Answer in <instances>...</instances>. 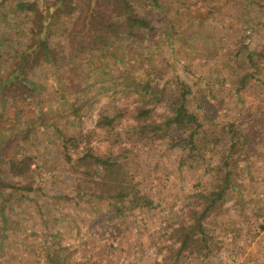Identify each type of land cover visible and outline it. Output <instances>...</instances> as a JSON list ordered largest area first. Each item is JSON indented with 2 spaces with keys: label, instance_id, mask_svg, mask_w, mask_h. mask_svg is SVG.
<instances>
[{
  "label": "rangeland",
  "instance_id": "1",
  "mask_svg": "<svg viewBox=\"0 0 264 264\" xmlns=\"http://www.w3.org/2000/svg\"><path fill=\"white\" fill-rule=\"evenodd\" d=\"M134 5L156 27L155 40L133 48L125 38L116 40L115 54L105 49V73H114V65L123 62L139 75L153 71L151 78L166 85L167 95L175 78L193 90L203 89L201 106H191L199 119L208 125L212 121V130L232 123L250 133L249 144L236 143L232 150L225 134L201 159L191 161L175 136L140 138L129 130L133 121L124 117L115 128L118 146H109L94 126L101 105L113 100L103 97L88 115L63 110L82 80L77 76L98 73L90 67L95 61L98 68L100 51H85L60 65L42 63L30 74L38 87L35 98L20 94L0 107V136L9 134L0 159V264H264V58L257 67L246 65L241 89L229 68L245 59L248 50H264V0H134ZM0 12V55L7 63L12 50L28 41L24 32L30 21L26 13L5 5ZM5 66L0 65L1 72ZM46 111L50 119L39 124L40 117H48ZM153 111L155 119L169 113L166 100ZM34 114L32 126L27 120ZM58 127L68 136L81 131L83 139L64 149ZM88 147L97 155L119 153L123 169L137 182V191L149 197L150 206L125 199L116 210L93 194L90 187L103 170L91 159L87 166L75 164ZM23 155L30 156V172L14 177L8 163ZM226 169V198L203 223L209 237L206 254L186 249L174 261L169 252L179 245L174 229L192 225L189 202L196 192L206 195L213 189ZM50 257H58L57 262Z\"/></svg>",
  "mask_w": 264,
  "mask_h": 264
},
{
  "label": "trees",
  "instance_id": "2",
  "mask_svg": "<svg viewBox=\"0 0 264 264\" xmlns=\"http://www.w3.org/2000/svg\"><path fill=\"white\" fill-rule=\"evenodd\" d=\"M3 5L7 10L26 13L30 26L28 32H24L28 41L12 50L7 63L2 62L5 59L0 55V65L7 64L5 69L0 71L2 98L0 107L5 106L3 104L6 98L14 100L20 94L26 98H35L38 87L36 81L30 79V74L38 65L42 63L60 65L66 59L94 50L100 51L101 57L98 68L96 66L94 68L95 61H91L90 70L97 69L98 73L90 77L87 76L88 71H86V75L77 76L82 80L72 89L70 94H73V98L65 99L66 107L63 110H68L76 116L81 112L88 115L87 111L103 97L113 100V104L107 101L101 105L94 126L101 133L102 140L107 141L109 146H118L120 137L115 128L118 121L124 117L133 121L129 130L140 138L175 136L176 144L186 150V158L191 161L201 159L207 149L224 139L225 134L229 136L227 142L232 150L236 149V143L249 144L248 131L237 130L232 123L220 124V129L212 130L214 125L212 121L208 125L199 119L196 109L191 106H201L203 89L197 87L193 90L189 83L175 78V87L167 95L166 85L157 83L151 78L153 71L145 69L144 73L139 75L135 73L134 66H127L123 62L114 65V73H105L106 61H103L105 49L110 50L108 53L115 54L113 51L116 49L114 47L116 40L127 39V46L130 48L135 45L138 47L144 40H155L156 27L148 19L136 13L134 0H0V8ZM1 16L2 12H0ZM57 32L60 38L54 41L55 38L52 37ZM2 43L3 41H0V47ZM60 48L63 51L61 54L58 53ZM122 54L119 59L123 57ZM263 58V49L248 50L245 59H238L236 65L229 67L234 71L233 77L240 89L247 82L246 73L243 72L246 65L257 67ZM61 97L65 98L64 95ZM164 100L168 103L169 113L155 119L154 106ZM41 112L43 109L38 104L35 113L40 116ZM46 113L48 117H40L39 124L50 119L49 113L47 111ZM35 116L34 114L27 120L32 126ZM32 126H28L27 130L23 131L22 138L26 137ZM57 132L64 149L67 148V144L77 147L78 142L83 139L81 131L79 135L68 136L58 127ZM87 132L85 136L89 139L91 131ZM10 133L14 132L10 131ZM8 136L9 134L0 136V159L3 158L5 147L2 143L8 145L6 141ZM87 150L75 164L87 166L90 163L87 160L91 159L103 170L98 173L97 179H94V186L90 187L93 194L108 200L109 205L116 210L121 209L125 199L135 206H150L149 197L137 191V182L133 181L132 176L123 169L118 159L119 153L108 151L97 155L91 152V147ZM29 158L30 156L23 155L18 160L9 161L10 174L14 177L27 176L30 172ZM222 164L225 166L229 164L228 158L224 155H222ZM229 174L228 169L224 170L222 177H216L213 189L206 195L198 191L193 196L194 201L189 200L192 204L189 209L192 225H180L174 229L173 234L179 242L177 247H172L169 251L174 254V261L178 260L179 254L186 249L194 250L198 254H206L207 251L204 250L209 237L204 231L203 223L209 213L225 200L230 184ZM25 187H28L27 184ZM57 259L50 257V260L55 262Z\"/></svg>",
  "mask_w": 264,
  "mask_h": 264
}]
</instances>
